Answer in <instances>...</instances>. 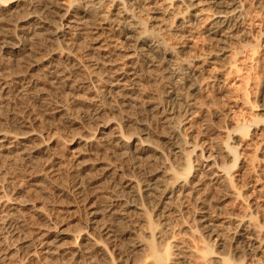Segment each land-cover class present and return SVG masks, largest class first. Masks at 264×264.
<instances>
[{"label":"bare ground","instance_id":"bare-ground-1","mask_svg":"<svg viewBox=\"0 0 264 264\" xmlns=\"http://www.w3.org/2000/svg\"><path fill=\"white\" fill-rule=\"evenodd\" d=\"M65 1L0 0V212L3 213L0 217V229L10 226L13 221L18 227H22L25 222L27 224L28 221L22 219L24 210L28 213L31 211V215L44 224L57 220L60 215H52L55 210L50 212V203L45 202L48 200L43 192L45 185H52L58 194L68 191L72 199H78L81 204H76L81 205L79 208L82 209V214L79 216L72 211L68 212L67 219L59 218L62 221L58 220V231H47L45 240L39 243L44 254L43 261L46 258L55 260L57 257L64 259L69 256L70 260L67 262L68 258L65 259L66 263L137 264L135 260L130 261L129 257L127 259L124 254H120V247L116 243L120 235L107 222H128L129 232L141 229L151 239H165L162 229L152 223L142 206L143 199H148L152 193H158L155 190L159 186V180L156 174L151 175L149 181H142L128 174L119 162L128 160L135 165L153 156L165 165V159L158 151L160 146L154 139L156 136L151 135L145 126L140 127L141 130L137 132L131 130L127 117L118 115V111L122 105L138 103L139 86L144 77L141 74H145L148 80L157 82L160 79L156 73L159 63L166 57L173 56L177 44H167L161 32L168 31L169 36H174L176 33L173 32L178 31L183 34L191 26L190 21L201 12L207 11L212 17L217 16L205 31L209 41L205 49L211 53L208 58L212 61L208 63L202 59V62L193 65L194 69L204 72L209 64L222 69L218 62L224 59L225 62L226 59L229 61L234 56H230L232 53L228 48L237 39L242 42V49H248L247 53L258 58L257 50L264 43V32L260 34V30L249 41L244 26L255 24L256 17L251 16L254 13L252 10L250 14L251 7L255 9V13L264 14V0H181L183 10L172 13L170 17V20L175 19L178 23L175 31H170L171 26L168 25L163 29L157 26V31H153L136 16L138 12L135 13V9L154 0H109V7L112 6L109 10L103 9L104 0ZM80 1L85 3L84 6L79 5ZM167 1L171 0L163 2ZM164 9L167 11L168 7ZM162 21L163 19L160 21L163 25ZM212 42L217 47L216 50H210ZM185 48H190V45L183 47ZM260 54L264 58V49ZM231 59L232 64L235 63V58ZM228 65V69H231V64ZM224 67L223 65V69ZM228 69L226 70L229 71ZM168 94L166 96L173 101L178 100L175 92ZM113 100L121 103L120 107L115 104L119 109L112 104ZM262 101L263 118L254 116L248 123L236 124V130L242 138L238 136L240 142L237 145L226 144L224 152L230 156L232 164L221 166L229 182L227 184L230 185L234 183L235 176L241 179L249 173L252 176L254 174L260 187L257 191L264 189V96ZM154 103L148 102L146 111H158L159 102ZM86 105L91 108L84 117L80 108ZM20 112L26 113L31 122L22 118L21 121L14 120V116ZM53 119H59L61 126L70 130L66 139L60 137L63 129L59 132L58 121L55 125ZM160 120L164 126H169L171 134L177 133L175 126L168 123L169 119L161 117ZM251 127L252 132H249ZM225 134L230 135L227 132ZM158 135V139L166 138L165 134ZM245 137L246 141L243 140ZM185 148L184 143H178L174 153L182 160L181 173L190 175L193 170L191 152H185ZM236 165L238 173L232 176L231 167ZM163 168L165 169L164 166ZM94 170L100 171L97 176L96 173L91 175ZM166 170L162 173L166 180L160 185L163 189L159 195L163 202L170 201L177 195L178 188L193 184V181L187 183L184 179V184L179 187L180 178L174 172ZM64 179L69 180L68 188L64 187ZM252 185H255L254 182ZM239 190L234 188L229 193L234 204L243 197ZM246 207L240 216L234 215L233 208H228L233 214L227 222V228H230L228 239L221 244V251L215 256L212 255V249L209 250L210 247L201 249L197 247L199 245L188 241L184 247L178 241L168 242L163 251L158 253L153 243L138 237L133 239V247L130 248L148 252L150 264H175L171 257H175L173 253L176 251L183 255L184 260L187 256L194 257V264H234L228 258L229 251H232L229 247L232 241L251 246V252L264 248V222L260 220L262 212L251 215L254 212L247 213ZM130 213L139 216L138 223L136 222L138 227L129 221ZM103 216L109 221L103 222ZM205 217H199L204 222L203 226L210 234L215 233L217 225L207 223ZM65 238L68 242L60 244ZM1 240L0 233V245ZM172 247L176 251L171 253ZM232 252L243 256L236 264H245L247 253L243 248L238 247ZM114 253L119 256L117 259L114 258Z\"/></svg>","mask_w":264,"mask_h":264},{"label":"rangeland","instance_id":"rangeland-1","mask_svg":"<svg viewBox=\"0 0 264 264\" xmlns=\"http://www.w3.org/2000/svg\"><path fill=\"white\" fill-rule=\"evenodd\" d=\"M163 1L164 0H154L150 4H141V7L139 6L137 10H134V12H138L136 16L140 20H143L146 26L149 27V29L152 28L153 31H157V26L163 29L167 25L171 26L170 31H175L178 23L175 19L170 20V17L172 16V13L183 10L180 6L181 0H171L167 2ZM58 2L65 3L66 1L58 0ZM84 4L83 1H80L79 3L80 6H84ZM109 6V0H104V8H101L108 10L112 9V6L111 8ZM166 7H168L167 11H165L164 9ZM250 9V14L252 13V10L254 12L253 14H251V16L254 15L253 17H256V20L253 19L255 20V24H246L244 26L249 41L253 39V35H258V32L260 30V34L264 32V14L259 15L255 13L254 8L252 9L251 7ZM160 13L163 15H161ZM177 17H179V14L177 15ZM162 19L163 25L160 22ZM216 19L217 16L212 17L211 13L205 11L201 12L198 16H196L195 19H192L190 21L192 23L191 26L188 27L190 30L188 28L185 29L186 32L183 34L182 32L178 31L173 32L176 33L174 34V36H169L168 31H162L161 34L164 36V40H166V43L170 45L177 44V46L174 47V52L172 53L173 56L171 58L166 57L165 60L159 63L156 72L160 77V79H158L159 82H152L148 80L145 74H141V76L144 77L139 86L140 88L138 96H140V98L137 97L138 103H131L130 105L127 104L128 106L122 105V109V106L120 105L121 103H115L116 100H113V102L111 101L112 104L114 103L113 105L119 104V107L121 106L120 110L118 106L115 105L119 109L118 115L122 116L123 114V116L127 117L129 121L127 124L131 130L137 132L141 130L142 126H145L149 129L151 135H155L157 137L158 134H165L166 136L164 140L162 138L158 139L154 137V139L160 146L158 147V151L159 153H162L165 159V165H162L153 156H149L148 159H145L141 163H137L135 165H133V163L128 160L119 162L121 165L118 163L120 166H122L123 164V168L127 170L126 172L128 174L130 173L145 182L149 181L153 175L157 174L156 178L158 177L159 186H157L158 188L156 187L155 191L158 193H152L150 195L151 197H149L148 199H143L142 206L147 212L149 219L153 221L152 223H154V225L158 229H162L161 233L163 232L162 235L165 239H163L162 241L151 239L147 235V233L141 229L137 230L136 232H129L127 231L129 229L128 222L122 221V224L119 221L117 222V225L116 222H113L112 224V222L109 221L107 217V219H105L104 216L102 218L103 222L109 221L107 223L110 224L111 227L113 226V228L115 227V229H117V234H119L120 236L117 238L116 243L121 249H119V252H121L120 254H124L125 258L127 259L129 257V260H135L137 264H150L151 260L149 258L148 252H142L136 248H130L133 247L132 242L136 240L134 238L141 237L145 240L147 239L149 242L154 244L155 250L158 253H161L163 251L165 245L168 242L178 241L181 243V246L184 247V245L186 246V241H188L193 245H199L197 247L201 249L204 247H210L209 250L212 249V255L215 256L221 251V244L226 241V239H228L230 228H227L229 226L227 222L229 221L230 216L233 217V214L229 209L233 208L235 211L237 210L236 212L234 211V215L240 216L241 213L245 211V207L247 206V213H250L251 211L254 212H251V215H255L256 212L261 214L262 212V214L260 215V220L262 223L264 222V189L257 191V189L260 187L258 182L255 180L256 178L254 174V177L252 176V173L251 175H249V173L248 175L246 174V177L239 179L235 176L237 175L235 173H238V165L234 167L232 166L231 171L232 176H235V181L233 180L234 183L230 185L227 184L229 182L225 178V173L221 170V166L223 167L224 164H226V166H230L232 164L230 156H228L227 152H224L226 144L237 145L240 142V138H242V135L240 137V133L236 130L237 125L250 122L254 118V116H256L257 118H263L262 100L264 96V58H261L262 56L260 57V51L264 49V43L261 45L262 47L257 50L259 54H255L256 57L259 55L258 58H255V56L247 53L248 49L241 48L242 45L240 44H242V42L237 39V41L233 42L234 45L229 44V46L232 47L228 48V50H230V52L232 53L230 56L234 55L231 58H235V63L232 64L233 59L231 58V61L230 59H228L229 61H227L226 59V62L224 61V59L222 61L225 64L222 61L218 62V64L222 66V69L224 65L225 70H222L221 67L219 69V66L217 65L216 67H214L213 64H209V67H207L204 72H200L198 69H194L193 65L202 62L203 60L205 62L211 63L210 61L212 60L209 59V54L211 53H209V50H206L209 41H207L205 31L209 27V25H211ZM186 45H190V48L183 49V47H185ZM212 46L210 50L217 49V47L214 46V43L212 44ZM231 50H233V52ZM227 62L231 64V69H228V66L230 67V65H228L229 63ZM226 69H228L230 73ZM196 71L198 72L196 73ZM169 91H173L177 94L178 100L176 102L169 98V96H166L168 94L167 92ZM170 92L168 95H170ZM31 102L32 101H30V103ZM148 102H159L158 105L160 106L158 108V111H146ZM30 103L29 107L31 108L32 103ZM87 106L88 105L80 108V112L82 114L84 113V117L88 115L91 108V106ZM160 116L162 118L165 117L169 119L168 123L170 122L171 126H175V129L177 130L176 134H171L169 132V126L165 125V127L164 124L161 123ZM20 118H22L23 120L26 119V122H31V119L28 121V115L24 112H20L14 116V120L16 121H19ZM53 121V124L55 123V125L58 124V126H60L59 132H61V130L63 129L62 133H60V137L62 139L70 135V130L67 128V130L63 128L64 126H61L59 119H53ZM56 121H58L57 124ZM249 130V132H252V127L249 128ZM226 132L230 135L226 136ZM234 134L237 135L235 136ZM249 134L250 133H248V135ZM236 137L238 138V140ZM243 140L246 141V137ZM234 141L236 143H234ZM178 143H184L186 147L184 151L191 152L190 162L193 165V170L191 171L190 175H183L181 173L183 168L182 160L180 159V157H178V154L174 153L176 152L174 148L178 145ZM192 148L194 149L193 151H191ZM225 156H227L229 159ZM163 166L165 167V169H167L166 171L174 172L177 177L180 178L179 181L181 182L179 184V187L181 186L184 179H186L187 183L193 181L192 185H185L183 188H178V191L176 192L177 195H174V197L170 199V201L165 200V202H163V199H161L159 196L162 193L163 189L160 185H163L165 182L164 180H166V177L162 174L165 171ZM134 167H136V169ZM22 168L24 169L25 167ZM99 172V170H94L93 172H91V175H95L96 173L97 176ZM251 178L255 181H253ZM252 181L255 185H252ZM63 183H65L64 187L66 186V188H68L70 185L69 180L67 181V179H64ZM250 185L252 186L250 187ZM52 187V185H49V187L45 185L46 190H43L45 199L48 200L45 202L50 203V208L48 207V209H50V212L53 209L55 210L52 211V215H60L61 219L63 218L62 220H64L65 217L67 219V217L69 216L68 212L72 211L78 215L80 214V212H82V209L79 208L81 207V205L77 206L78 204H76L77 202L81 204L78 199H72L69 196V193H67L68 191L66 193L59 192L58 194V191H56V189ZM232 187L237 188L238 190L240 189L239 193H241L243 196H240L243 200L241 199L235 204L229 197V193L234 190V188ZM47 195L49 198L47 197ZM67 203L72 205H67ZM230 203H232L231 205H234L231 207V205L229 206ZM254 205L255 208H253ZM71 206L72 208H70ZM238 206L241 207L240 210V207ZM261 207H263V209ZM80 209L81 211H78ZM162 211L164 213H162ZM55 212L59 214H56ZM22 213V215L24 216H22V219L24 220L25 218V221H28L27 224L24 221L25 223L23 224V226L18 227V225H16L13 221L10 226H4L5 228L2 227L0 229V233L2 236L0 245V264H44L45 262H48L46 260H49V262L45 264H51L52 261H54V264L77 263L76 261L75 263H66L65 259H67L69 256L64 259L62 257H57L55 258V260L54 258H46L44 260L45 262L42 260L44 259V254L41 252L42 249L40 248L41 246H39V243L45 240L44 236H46L45 234H47V231H58V229H60L59 224L62 220H59V216L57 217V220L55 219L57 223H55V220H51L49 223L44 224L43 221L39 220L34 215H31L33 214L31 211H29L28 213V211L24 210ZM1 214L3 215V213L0 212V217ZM130 214L131 217L129 221L138 227L137 223L139 216L134 213ZM78 215H76V217ZM202 215L206 216L205 220L207 223L209 222L212 225H217V227L215 228V233L210 234V232H208L207 229L203 226L204 222H201V219L199 218ZM188 229L191 230L189 231ZM67 242L68 240L65 238L60 242V244H64ZM230 244L231 245L229 247L232 251H236V248L240 247L243 248V250L247 253H245L247 257V259H245V264H264L263 247H261L257 251L255 250L256 252H251L253 248L251 246H248L247 244H239L235 241H232ZM174 251H176L175 248L171 249V253ZM232 251H229L230 254L229 252H227L226 254H229V256H226H228L231 262L236 264L241 261V258H243V256H238L239 254L237 255L236 252ZM40 252L43 255L40 254ZM231 252L233 255L231 254ZM234 253L239 258H241L237 259V256H235ZM173 254L175 257L172 256L171 258L175 264H194L196 261L194 257L190 256L185 257L186 259L184 260L183 255H179L177 251ZM113 256L115 259L119 257H117L115 253L113 254ZM51 259L53 260L51 261ZM60 259L64 261H60ZM69 260L70 259L68 258L67 262H69ZM213 263L216 264L215 262H212V264Z\"/></svg>","mask_w":264,"mask_h":264}]
</instances>
